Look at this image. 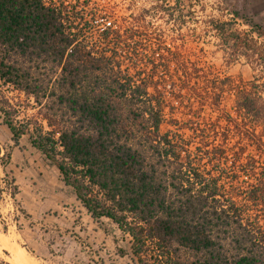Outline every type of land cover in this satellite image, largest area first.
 Returning a JSON list of instances; mask_svg holds the SVG:
<instances>
[{"label":"trees","instance_id":"1","mask_svg":"<svg viewBox=\"0 0 264 264\" xmlns=\"http://www.w3.org/2000/svg\"><path fill=\"white\" fill-rule=\"evenodd\" d=\"M162 1L178 24L199 2ZM215 3L206 32L225 63L243 57L257 74L201 89L170 46L149 59L137 43L144 14L90 40L84 31L95 27L78 0H0V118L11 140L27 134L90 218L129 236L136 264H264V25L247 0ZM173 102L186 108L181 123ZM206 107L214 118L201 116ZM27 108L35 114L20 119ZM16 193L14 178L0 175V195Z\"/></svg>","mask_w":264,"mask_h":264},{"label":"rangeland","instance_id":"2","mask_svg":"<svg viewBox=\"0 0 264 264\" xmlns=\"http://www.w3.org/2000/svg\"><path fill=\"white\" fill-rule=\"evenodd\" d=\"M247 1L249 15L255 22L264 25V0ZM163 3L162 0H78L79 5H86L82 10L84 17H91V26L95 27L84 31L90 40L98 38V30L104 24L129 29L134 17L144 14L145 22L137 29V34L144 39L137 40V43L148 52L149 59H153L150 50L154 47L159 54L154 57L157 60L162 57L158 48L170 46L173 56L181 64L195 67V76L199 79L197 86L201 89L217 77L229 76L233 81H248L257 74L243 57L229 65L225 63L216 48L215 38L206 32L205 20L217 16L215 0L196 2L194 10L187 13L181 24L176 23L174 16H167L162 10ZM240 27L248 29L246 24ZM120 53L124 57L127 55ZM168 66V70L173 72V64ZM3 89L6 94L17 98L18 94L10 88ZM20 100L21 105L27 103L22 95ZM173 104L175 117L180 118L181 123L186 108L183 104ZM231 104L232 95H224L222 108L230 111ZM200 111L201 116L207 119L217 114L207 107ZM34 114V109L27 108L19 118ZM167 128L164 126L163 130ZM237 139L234 135L230 136L228 149ZM196 141V138L192 139L190 149ZM244 142L239 140L240 144ZM252 153L253 148L247 146L246 154ZM0 158L5 162L0 164V175L6 173L12 176L17 185L15 200L6 194L0 195V258L6 264H11V250L15 247L22 249L35 264H136L130 259L129 236L108 219L94 222L75 199L72 189L63 184L56 167L46 162L41 153L30 145L28 135L21 136L18 145H15L1 118ZM258 161V166H262L264 158ZM121 250L126 254L121 256Z\"/></svg>","mask_w":264,"mask_h":264},{"label":"bare ground","instance_id":"3","mask_svg":"<svg viewBox=\"0 0 264 264\" xmlns=\"http://www.w3.org/2000/svg\"><path fill=\"white\" fill-rule=\"evenodd\" d=\"M11 252H12L11 264H35V262L30 257H28L25 254V252L22 251V249L18 250L17 247H15V248H12Z\"/></svg>","mask_w":264,"mask_h":264},{"label":"crops","instance_id":"4","mask_svg":"<svg viewBox=\"0 0 264 264\" xmlns=\"http://www.w3.org/2000/svg\"><path fill=\"white\" fill-rule=\"evenodd\" d=\"M82 207V206H81ZM83 208V207H82Z\"/></svg>","mask_w":264,"mask_h":264}]
</instances>
